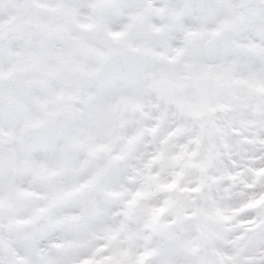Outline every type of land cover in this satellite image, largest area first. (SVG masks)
Returning <instances> with one entry per match:
<instances>
[{"label":"snow or ice","instance_id":"snow-or-ice-1","mask_svg":"<svg viewBox=\"0 0 264 264\" xmlns=\"http://www.w3.org/2000/svg\"><path fill=\"white\" fill-rule=\"evenodd\" d=\"M0 264H264V0H0Z\"/></svg>","mask_w":264,"mask_h":264}]
</instances>
